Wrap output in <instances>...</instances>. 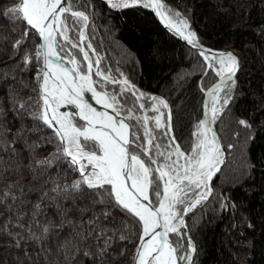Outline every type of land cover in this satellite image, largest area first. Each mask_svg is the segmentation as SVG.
<instances>
[{"label":"trees","instance_id":"obj_1","mask_svg":"<svg viewBox=\"0 0 264 264\" xmlns=\"http://www.w3.org/2000/svg\"><path fill=\"white\" fill-rule=\"evenodd\" d=\"M160 1L186 19L201 47L240 53L235 85H229L232 98L213 125L224 160L209 182L211 194L185 216L181 243L186 249L191 238L192 264H264V0ZM14 3L0 0V264H130L139 224L114 202L100 203L96 192L66 188L77 173L57 152L53 131L34 118L41 64L34 59L26 65L24 57L35 55L39 37L30 30L25 40L26 24L13 27L5 18ZM76 3L89 16V43L101 70L163 98L172 135L190 151L194 125L203 118L200 86L207 90L218 78L204 75L199 50L167 31L143 5ZM18 40L20 47L13 48ZM113 89L119 85H107ZM124 95L126 108L138 107L132 94ZM46 159L51 163H38Z\"/></svg>","mask_w":264,"mask_h":264},{"label":"snow or ice","instance_id":"obj_2","mask_svg":"<svg viewBox=\"0 0 264 264\" xmlns=\"http://www.w3.org/2000/svg\"><path fill=\"white\" fill-rule=\"evenodd\" d=\"M107 3L113 9L138 3L151 8L165 27L199 50L204 75L214 73L220 78L219 83L207 90L200 86L206 99L203 118L194 125L191 150H182L172 135L171 110L167 114L161 111L169 108L163 98L140 93L126 77L122 80L113 77L111 69L101 70V58L92 45L87 44V50L84 46L89 16L79 10L76 0H15L5 11V18L13 21V27L17 22L26 24L25 40L30 30H35L41 40L35 55L24 57L26 65L34 59L41 63L36 78L38 101L42 103L34 118L53 131L58 141L57 152L77 173V179L66 188L77 193L85 189L96 192L100 203L114 202L139 224L133 264H192L195 246L189 237L185 249L181 241L187 233L181 229L187 227L184 216L211 194L209 182L223 163V151L213 125L232 98L229 85H235L239 58L232 52L202 49L196 33L185 31L190 29L188 22L178 12L166 15L171 10L160 0H107ZM173 17L179 18L178 23ZM71 32L77 33L79 39H73ZM20 45L18 40L13 48ZM72 49L83 54V61ZM89 50L97 57L95 61ZM109 84L119 85V90H107ZM128 92L138 108L125 107L124 94ZM86 94L90 97L86 98ZM90 100L104 110H98ZM66 106H72L73 111H61ZM136 111L144 114L135 115ZM148 112L154 115L149 116ZM129 120H135L136 124L128 123ZM238 123L251 128L245 120ZM159 130L162 131L158 135ZM161 138L167 143H162ZM38 163L46 165L51 160ZM172 235L178 239L173 241Z\"/></svg>","mask_w":264,"mask_h":264},{"label":"rangeland","instance_id":"obj_3","mask_svg":"<svg viewBox=\"0 0 264 264\" xmlns=\"http://www.w3.org/2000/svg\"><path fill=\"white\" fill-rule=\"evenodd\" d=\"M106 2H107V0H105ZM161 2V1H160ZM162 3V2H161ZM163 4V3H162ZM136 5H143L142 3H138V4H136ZM164 6H165V8L166 9H169V10H171V12H166L165 14L166 15H169V16H171V14L172 13H177L178 11H176L175 9H173V8H171V7H169V6H166L165 4H163ZM151 9V8H150ZM179 13V12H178ZM180 17H182L183 19H185L183 16H181L180 15ZM173 19L174 20H176L177 21V23H178V19L179 18H175V17H173ZM186 20V19H185ZM88 23H89V19H88ZM88 23H87V27L84 29V31H85V35H86V39L84 40V45L85 46H87V44L89 43V33H88ZM161 24V23H160ZM188 30H191V29H185V31L187 32ZM191 31H193V30H191ZM178 34V33H177ZM69 35L70 36H72L73 37V35L75 36L76 35V40H78L79 39V37H78V34L77 33H75V32H71V33H69ZM179 35V34H178ZM200 45V44H199ZM201 46V45H200ZM70 47V46H69ZM192 47V46H191ZM202 49H205V50H211V51H225L226 50V52H230V51H228L229 49L230 50H233L234 51V53L236 54V56L239 58V55H240V53H239V51L237 50V49H234V48H232V47H230V48H227V49H209V48H203V47H201ZM196 49V48H195ZM75 50H76V52H75ZM87 50V49H86ZM72 51H73V53H75L76 55H77V58L79 59V60H81V61H83V54L82 53H79V51H78V49H72ZM90 56V55H89ZM91 57V59L93 60V61H95L96 60V56H90ZM122 80V79H121ZM130 93V92H129ZM140 93H142V92H140ZM131 94V93H130ZM147 96H154V95H151V94H146ZM154 97H157V96H154ZM159 98V97H158ZM146 105L148 104V101L147 100H145V101H143ZM138 108V107H137ZM161 111L162 112H164L165 114H167L168 113V109H161ZM144 113L143 112H140V111H136L135 112V115H143ZM149 116H152V115H154V113H152V112H148L147 113ZM130 124H136V121L135 120H129L128 121ZM162 130H159L158 131V135H159V133L161 132ZM141 134H142V129H141ZM161 142L162 143H167V140L165 139V138H161ZM220 145H221V143H220ZM222 148V147H221ZM224 158V154H223V156H222V159ZM184 223H185V216H184ZM182 230V229H181ZM136 247V246H135ZM135 250V249H134ZM134 253V252H133ZM133 256V255H132Z\"/></svg>","mask_w":264,"mask_h":264},{"label":"water","instance_id":"obj_4","mask_svg":"<svg viewBox=\"0 0 264 264\" xmlns=\"http://www.w3.org/2000/svg\"><path fill=\"white\" fill-rule=\"evenodd\" d=\"M152 10V9H151ZM152 12L154 13V15L156 16V18L158 19V21L161 23V25L167 30V31H169L171 34H173L175 37H177L178 39H180L182 42H184L185 44H187V45H189L188 43H187V41L186 40H184V39H182L181 37H180V35H178L177 34V32H175V31H170L169 30V28H167V27H165V25L161 22V19L156 15V13L152 10ZM35 31V30H34ZM41 43V40H40V38H39V44ZM189 46H191V45H189ZM197 49V48H196ZM228 51H230V52H232L235 56H236V54L234 53V51L233 50H228ZM223 52H226V50L225 51H223ZM237 57V56H236ZM41 64V63H40ZM69 67H71V65L69 64L68 65ZM220 82V78L218 77L208 88H210V87H212L214 84H216V83H219ZM38 83V94H39V81L37 82ZM87 97H90V94H86V98ZM205 99H206V97L204 96V101H205ZM90 102L91 103H93V106L94 107H96L98 110H101V111H103L104 109L102 108V106H100V105H96L95 103H94V101H92V100H90ZM42 103V102H41ZM203 104H204V102H203ZM61 111H68V112H72L73 111V109H72V106H66V107H62L61 108ZM77 121H79V120H77ZM79 122H81L82 124L84 123V121H79ZM128 122V121H127ZM129 123V122H128ZM214 129V128H213ZM214 132H215V134L217 135V137H218V139H219V136H218V134L216 133V131L214 130ZM219 142H220V140H219ZM223 160H224V158H223ZM184 230V232H185V228L183 229ZM139 238V237H138ZM138 242H139V239H138V241H137V244H138ZM137 244H136V246H137ZM135 251H136V247H135V250H134V253H133V256H134V254H135ZM133 256H132V259H131V262H130V264H133Z\"/></svg>","mask_w":264,"mask_h":264}]
</instances>
